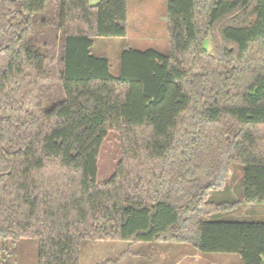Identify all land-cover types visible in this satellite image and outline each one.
I'll return each mask as SVG.
<instances>
[{
    "label": "trees",
    "instance_id": "obj_1",
    "mask_svg": "<svg viewBox=\"0 0 264 264\" xmlns=\"http://www.w3.org/2000/svg\"><path fill=\"white\" fill-rule=\"evenodd\" d=\"M167 17L169 54L125 50L114 76L92 49L127 36V0H0V264L21 240L38 264H81L84 242L264 264V221L211 219L264 205V0H168ZM233 165L240 199L211 201Z\"/></svg>",
    "mask_w": 264,
    "mask_h": 264
},
{
    "label": "rangeland",
    "instance_id": "obj_2",
    "mask_svg": "<svg viewBox=\"0 0 264 264\" xmlns=\"http://www.w3.org/2000/svg\"><path fill=\"white\" fill-rule=\"evenodd\" d=\"M101 0H89L95 6ZM168 0H127L128 21L127 36L125 38H97L94 39L92 53L95 56H104L111 63V73L120 76L121 55L123 51L134 49L145 51L147 49L157 50L168 55L170 52L168 40ZM55 3L52 4V6ZM206 48L212 49L210 41L205 42ZM120 160V143L118 136L111 133L104 142L99 159L100 182L107 181L114 173L116 165ZM243 176V167L233 165L230 175L229 185L224 191L212 192L211 201L233 202L240 199V185ZM214 221H264V205H256L241 208L234 212L220 213L214 215ZM145 245V246H144ZM11 256L8 258L9 264H38L37 244L32 240H21L8 244ZM180 248L176 246H166L160 244L158 247L128 242H84L81 252V264H146L149 262V255H154L155 263L166 264L170 258L166 259L159 250H172ZM135 251H139V256H134ZM150 251V252H149ZM152 255V256H153ZM231 257L240 259L235 255H209L200 263L194 261L183 262L182 264H211L213 258Z\"/></svg>",
    "mask_w": 264,
    "mask_h": 264
},
{
    "label": "crops",
    "instance_id": "obj_3",
    "mask_svg": "<svg viewBox=\"0 0 264 264\" xmlns=\"http://www.w3.org/2000/svg\"><path fill=\"white\" fill-rule=\"evenodd\" d=\"M99 57H104V56H99ZM137 245V244H135ZM146 245H150V244H146ZM158 245L160 244H153L150 245V247H158ZM178 244H174V245H166V246H176ZM145 246V245H144ZM180 248H172V250H159L160 254H163V257H166V259L170 258V261L167 262L166 264H182L183 262H188V261H194V262H201L205 257L208 256H203L200 255L198 252H196L195 250L191 249L189 246H185V245H179ZM136 253H134V256H139L141 253L139 251H135ZM150 252V251H149ZM150 253L149 255V262H147L146 264H153L155 263L154 260V255ZM211 264H240L238 262V260H235L231 257H226V258H213L210 261Z\"/></svg>",
    "mask_w": 264,
    "mask_h": 264
}]
</instances>
